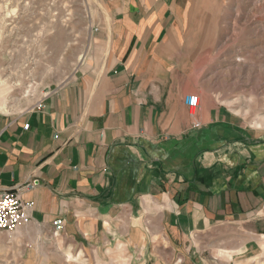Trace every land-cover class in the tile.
<instances>
[{
    "label": "crops",
    "instance_id": "1",
    "mask_svg": "<svg viewBox=\"0 0 264 264\" xmlns=\"http://www.w3.org/2000/svg\"><path fill=\"white\" fill-rule=\"evenodd\" d=\"M100 1L72 75L26 110L0 108V190L31 215L2 233L0 259L57 245L67 261L264 264V127L199 83L179 37L189 0Z\"/></svg>",
    "mask_w": 264,
    "mask_h": 264
},
{
    "label": "rangeland",
    "instance_id": "2",
    "mask_svg": "<svg viewBox=\"0 0 264 264\" xmlns=\"http://www.w3.org/2000/svg\"><path fill=\"white\" fill-rule=\"evenodd\" d=\"M104 10L100 0H0V108L26 110L67 80ZM180 36L209 94L249 126L264 127V0H189ZM35 248L17 245L14 257L0 264H100L79 249L67 261L57 245L34 260L28 253Z\"/></svg>",
    "mask_w": 264,
    "mask_h": 264
},
{
    "label": "built area",
    "instance_id": "3",
    "mask_svg": "<svg viewBox=\"0 0 264 264\" xmlns=\"http://www.w3.org/2000/svg\"><path fill=\"white\" fill-rule=\"evenodd\" d=\"M187 106L190 109V114L195 116L199 107L200 100L197 95L188 94L185 96ZM29 129V124L25 125ZM29 205L24 203L18 190H0V237L3 232H15L20 227L31 222V215L28 212ZM56 231L64 229L63 221L58 220L55 223Z\"/></svg>",
    "mask_w": 264,
    "mask_h": 264
},
{
    "label": "bare ground",
    "instance_id": "4",
    "mask_svg": "<svg viewBox=\"0 0 264 264\" xmlns=\"http://www.w3.org/2000/svg\"><path fill=\"white\" fill-rule=\"evenodd\" d=\"M4 84V80L0 77V86Z\"/></svg>",
    "mask_w": 264,
    "mask_h": 264
}]
</instances>
